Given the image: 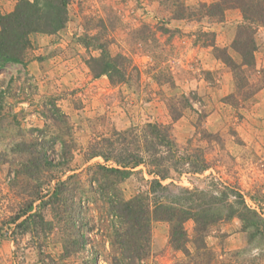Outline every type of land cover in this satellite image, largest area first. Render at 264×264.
I'll use <instances>...</instances> for the list:
<instances>
[{
  "label": "rangeland",
  "instance_id": "obj_1",
  "mask_svg": "<svg viewBox=\"0 0 264 264\" xmlns=\"http://www.w3.org/2000/svg\"><path fill=\"white\" fill-rule=\"evenodd\" d=\"M182 1L197 15L193 20L173 22L176 8L168 0H74L61 32L32 34L23 63L0 71V264H112L120 256L113 221L90 182L97 165L113 163L88 160V149L148 123L170 125L181 153L210 167L203 173L188 165L171 171L162 182L167 191L156 196L194 210L210 208L215 198L222 219L203 234L189 220L181 250L169 244V223L153 220L151 253L142 264H264V27L255 35L256 67L240 73L237 89L223 59L241 63L233 49L241 11L228 10L220 22L200 7L216 0ZM16 3L0 0V14L13 12ZM87 37L106 43L113 56L133 60L140 79H95L89 61L100 51L86 47ZM181 102H188L184 116L173 122L168 104ZM71 176L77 177L65 195H74L68 203L76 209L74 227L51 207L41 211L52 228L38 223L25 232L10 224L32 201L36 212L37 199L48 200ZM150 180L140 167L118 188L125 199L150 195ZM232 192L263 219L259 227L239 217L243 204ZM228 204L232 217H226ZM69 232L73 240L84 235L85 245L65 256Z\"/></svg>",
  "mask_w": 264,
  "mask_h": 264
},
{
  "label": "trees",
  "instance_id": "obj_2",
  "mask_svg": "<svg viewBox=\"0 0 264 264\" xmlns=\"http://www.w3.org/2000/svg\"><path fill=\"white\" fill-rule=\"evenodd\" d=\"M73 1L17 0L13 12L0 14V71L10 63H23L22 58L30 46L32 34L56 35L61 32L69 21V7ZM168 1L171 2L172 7L176 8L172 12L173 22H186L197 16L191 12L185 1ZM246 1L216 0L212 4L200 5L204 16L209 20L217 19L223 22L225 13L230 9H238L242 13V23L238 27L233 43V49L240 55L241 63L235 64L229 56L223 59L236 75L237 89L238 86H242L240 82L244 79L239 76L240 73L246 68L256 67L255 35L258 28L264 27V0ZM87 40L86 47H94L100 51L99 57H92L89 61V68L95 79L106 76L113 84H127L140 79L141 71L129 57L122 54L113 56L106 43L93 44V41L97 42L96 37H87ZM261 73L264 74V70ZM252 88L249 87L248 90ZM252 93L251 91L248 95ZM182 103L184 102L179 103L177 107L174 103L168 104L173 122L184 116L188 102L184 105ZM87 155L88 160L102 158L106 163H113V166L97 165L90 182L93 189L96 186L97 191H100L99 199L113 221V227L111 226L113 241L120 251V256L114 258L112 264H142L151 253L150 235L153 220L169 223V244L181 250L183 244L188 242L185 225L189 220H194L197 225L196 232L203 234L207 232L210 225L222 219L221 212L215 211L217 208L213 206L215 198L210 202V208L194 210V208L183 207L181 204H167L162 197L156 196L159 192L167 191L162 182L171 177V171H177L187 165L195 173H203L210 168L205 159L192 161L190 157L181 153L170 125L148 123L141 129L133 128L114 133L109 138H102L93 143ZM45 163H47L46 160ZM140 167H145L147 174L152 177L149 184L150 195H153V198L151 199L150 195L139 194L131 199H125L118 187L131 178ZM138 172L142 173L141 170ZM74 177L77 176H71L67 181L59 182L48 200L43 197L38 198L40 205L36 212H34L35 201H32L12 219L10 224L15 225L17 229L23 228L25 232L36 228L38 223L52 228L53 222H47L41 211L43 208L51 207L55 214L59 213L61 219L63 218L67 223L70 222V225L74 227L76 209L68 204L73 200L74 195L68 198L67 194L65 195ZM100 178L104 181L102 182ZM196 193L201 195L200 193L203 192ZM232 194L241 199L240 204H243L239 217L247 221L248 225L259 227L263 219L245 205L240 193L232 192ZM188 199L192 200V198ZM227 206L226 217H232L234 215L232 204ZM249 216L251 218H248ZM68 237L70 240L66 238L63 244L65 256H70L85 245L84 235L77 236V239L73 240L72 233L69 232Z\"/></svg>",
  "mask_w": 264,
  "mask_h": 264
},
{
  "label": "crops",
  "instance_id": "obj_3",
  "mask_svg": "<svg viewBox=\"0 0 264 264\" xmlns=\"http://www.w3.org/2000/svg\"><path fill=\"white\" fill-rule=\"evenodd\" d=\"M235 12L237 9H233ZM257 46H260V42H257ZM255 57H256V54H255Z\"/></svg>",
  "mask_w": 264,
  "mask_h": 264
}]
</instances>
